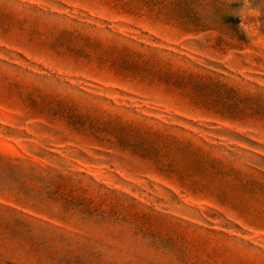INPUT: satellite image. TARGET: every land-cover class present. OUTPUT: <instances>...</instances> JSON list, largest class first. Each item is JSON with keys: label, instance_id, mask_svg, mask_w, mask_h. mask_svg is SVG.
I'll use <instances>...</instances> for the list:
<instances>
[{"label": "rangeland", "instance_id": "374dc122", "mask_svg": "<svg viewBox=\"0 0 264 264\" xmlns=\"http://www.w3.org/2000/svg\"><path fill=\"white\" fill-rule=\"evenodd\" d=\"M0 264H264V0H0Z\"/></svg>", "mask_w": 264, "mask_h": 264}]
</instances>
